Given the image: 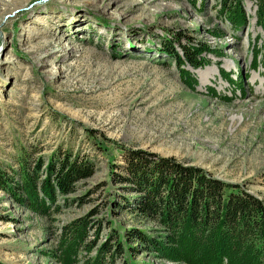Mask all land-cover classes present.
I'll return each instance as SVG.
<instances>
[{
    "label": "rangeland",
    "instance_id": "obj_1",
    "mask_svg": "<svg viewBox=\"0 0 264 264\" xmlns=\"http://www.w3.org/2000/svg\"><path fill=\"white\" fill-rule=\"evenodd\" d=\"M242 4L248 22L234 28L218 0H0V262L88 264L100 254L109 263L110 254V264H185L135 239L114 252L113 230L121 240L124 230L164 233L137 210L127 149L200 167L264 201V30L256 2ZM189 46L208 61L177 66L171 49L183 57ZM67 151L92 161V173L32 208L21 165L39 164L42 179ZM79 220L85 234L66 256Z\"/></svg>",
    "mask_w": 264,
    "mask_h": 264
},
{
    "label": "trees",
    "instance_id": "obj_2",
    "mask_svg": "<svg viewBox=\"0 0 264 264\" xmlns=\"http://www.w3.org/2000/svg\"><path fill=\"white\" fill-rule=\"evenodd\" d=\"M254 1L256 23L264 30V0ZM216 10L234 28L248 22L242 0H218ZM171 50L179 67L185 61L193 68L208 61L199 58L197 54L201 50L193 46L183 47L184 59L174 48ZM251 52V67L255 69L259 61L258 50ZM180 72L184 81L193 87L196 80L191 73L184 68H180ZM219 72L237 87V81L230 74L224 73L222 68ZM237 77L240 83L241 73ZM122 153L121 166L126 179L141 192L143 202L137 210L156 220L164 233L153 237L138 229L124 230V240H121L113 230L114 252L123 253L124 245L135 239L144 249L157 250L160 256L185 264H264L263 200L238 184L222 181L200 167L173 157L138 149H127ZM39 167L37 164L30 173L25 163L21 165V193L34 209L44 207L48 200L53 201L57 192H72L74 185L88 177L94 168L92 161L72 151L63 152L55 162L50 161L47 175L42 179H39ZM118 174L116 176L120 177ZM10 180L12 182V178ZM4 182L12 185L9 180ZM137 201L140 203L138 198ZM85 226L83 220L71 226L70 233L75 240L65 247L64 255L69 256L85 234ZM127 248L128 251L133 249L129 245ZM108 251L106 242L98 248V252L105 255ZM107 255L109 263L98 254L88 264L112 263L113 256Z\"/></svg>",
    "mask_w": 264,
    "mask_h": 264
}]
</instances>
